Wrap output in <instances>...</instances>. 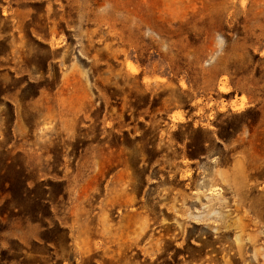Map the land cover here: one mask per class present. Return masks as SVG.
<instances>
[{"label":"rangeland","instance_id":"obj_1","mask_svg":"<svg viewBox=\"0 0 264 264\" xmlns=\"http://www.w3.org/2000/svg\"><path fill=\"white\" fill-rule=\"evenodd\" d=\"M0 264H264V0H0Z\"/></svg>","mask_w":264,"mask_h":264},{"label":"bare ground","instance_id":"obj_2","mask_svg":"<svg viewBox=\"0 0 264 264\" xmlns=\"http://www.w3.org/2000/svg\"><path fill=\"white\" fill-rule=\"evenodd\" d=\"M181 116V115H180Z\"/></svg>","mask_w":264,"mask_h":264}]
</instances>
